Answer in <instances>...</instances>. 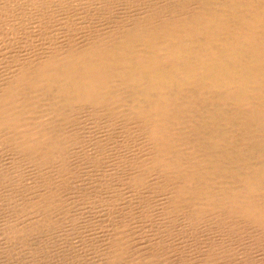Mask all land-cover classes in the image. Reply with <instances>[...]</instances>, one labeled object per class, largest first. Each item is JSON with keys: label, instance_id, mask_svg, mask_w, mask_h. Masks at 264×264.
<instances>
[{"label": "bare ground", "instance_id": "1", "mask_svg": "<svg viewBox=\"0 0 264 264\" xmlns=\"http://www.w3.org/2000/svg\"><path fill=\"white\" fill-rule=\"evenodd\" d=\"M118 1L0 0V251L162 264L136 233L181 220L192 264H264V0Z\"/></svg>", "mask_w": 264, "mask_h": 264}, {"label": "rangeland", "instance_id": "2", "mask_svg": "<svg viewBox=\"0 0 264 264\" xmlns=\"http://www.w3.org/2000/svg\"><path fill=\"white\" fill-rule=\"evenodd\" d=\"M128 1V0H127ZM126 0H119L118 2H117V4L116 5H114L112 8L111 7H108L109 9H108V16L110 17V15H111V17H110V19H113L112 20V22L110 21V19H109V23H108V25L107 24H97V25H101V26H103V27H105V28H107V29H109L110 27H114V26H117V25H121V24H123L124 22H126L127 20H134V19H137V18H140V17H142V14H144L143 13V11H144V9H145V7H146V5L145 4H147V3H145V2H136L135 4L133 3V1H130V2H127ZM165 1V0H164ZM159 2V3H157V5H160V6H163V4L164 3H166V2ZM167 2H172L173 0H166ZM125 3V4H124ZM129 3H131V5H126V4H129ZM140 3H142V4H140ZM160 3H162V5L160 4ZM119 4V5H118ZM118 5V6H117ZM124 5V6H123ZM132 5H133V7H132ZM141 7H140V6ZM132 8H131V7ZM136 6H137V8H136ZM128 7V8H127ZM135 7V8H134ZM114 8H116V9H114ZM123 8H125V9H123ZM142 8H143V10H142ZM123 9V10H122ZM135 9V10H134ZM111 10H113V11H111ZM120 10H122V11H120ZM126 10H128L127 12H126ZM135 12H134V11ZM119 11V12H118ZM138 13H137V12ZM141 11V12H140ZM111 12V13H110ZM126 12V13H125ZM132 12H133V14H132ZM127 13H128V15H127ZM122 14H123V16H122ZM118 15V16H117ZM135 15V16H134ZM131 16L133 17V18H131ZM128 17V18H127ZM114 18H115V20H114ZM117 18V19H116ZM126 20V21H125ZM112 23V24H111ZM112 25H114V26H112ZM1 29L2 28H0V32H1ZM53 31V32H52ZM56 32V31H55ZM54 32V30H52L51 29V31H48L47 32V35H43V42L44 41H46L47 43H49L50 42V40H53V39H55L56 37H57V35H56V33ZM52 33V34H51ZM54 33V34H53ZM50 34V35H49ZM55 35V38L53 37V36ZM51 39H50V38ZM46 38V39H45ZM53 38V39H52ZM45 42V43H46ZM44 45V43H37V42H35V45ZM0 172H1V167H0ZM28 187H29V185H24V186H21L20 187V195H21V199H22V201H26V200H28V198H29V193H28ZM147 193H144V195H146ZM91 198V197H90ZM142 206H143V204H142ZM142 206H141V208L140 209H143L142 208ZM82 207H84V208H86V211L82 208ZM140 207V206H139ZM63 208V211H67L68 209V206L66 205V206H64V207H62ZM87 208H90V209H92L91 207H90V204L88 203V202H79V204L78 203H75L74 204V209L75 210H79L80 211V214L82 215V217H84L85 216V214L87 215V214H89L88 213V210H87ZM146 208V207H145ZM144 208V209H145ZM147 209V208H146ZM146 212L148 213V211L146 210ZM0 216H1V214H0ZM4 216V215H3ZM2 216V217H3ZM2 217H0V221H1V219H2ZM4 218V217H3ZM119 220V219H118ZM118 220H116L115 219V222L114 223H116ZM4 221H1L0 222V225H1V223H3ZM183 225H184V223L181 221V220H178V223H171V225L169 226V227H167V230H165L164 232H162V233H159L158 231H161L162 229L161 228H159V230L157 231V229L154 227V230L152 231L153 232V234L157 237V239H155V238H150L148 235H151L150 233H149V230H151V229H149L148 228V230H147V228L145 227V229L147 230H145V229H143L142 231H140L139 233H136V235L137 236H139V237H141V240H140V242L138 243V245L140 244V247H142L143 249H145V250H149V249H151L155 244L156 245H158V247H160V249H161V252H163V251H165V250H173V252L175 253V257H173L172 256V258H170V260L168 261V262H164V263H162V264H192L193 263V258L191 259V257H193V254H191V253H189V251L192 249L191 248V244L189 243V239L190 240H192L193 238L195 239V237H190L189 235L186 237V236H184V234H185V230H184V228H183ZM1 228H2V226H0ZM63 227L62 226H60V228L59 229H57L56 230V232L55 233H53V234H51L50 236H44L43 237V234H39L38 236H42V237H32V238H30V239H28L27 240V246H28V244H29V248H25V247H23L24 249H26V250H24V249H21L20 248V250H18V249H16V248H12L11 250H10V252H8V254H6V253H3L2 251H0L1 253H0V255H2V256H0V264L2 263V264H4V263H6V264H54V261H55V264H58L59 262V264H66L67 262V264H75V263H73V261H74V255L72 254V252H74V246H75V242H74V240L73 241H71L72 243H70V241L68 240V238H70V237H76V236H69V235H67L66 233H63V232H61L60 230L62 229ZM92 230H94V231H98V229L97 228H94V229H92ZM101 230V229H100ZM0 233H2L1 231H0ZM145 233V234H144ZM187 238H189V239H187ZM0 241H2V238L0 237ZM69 241V242H68ZM66 242H67V246H66ZM143 244H144V246H143ZM66 246V250L70 253V254H68V252H66V250L65 249H63L65 246ZM69 245H72V246H69ZM26 246V247H27ZM191 248V249H190ZM31 249V251H29ZM63 249V250H62ZM69 249V250H68ZM33 251V252H32ZM64 251V252H63ZM27 252V253H26ZM29 252V253H28ZM37 253L36 254V256H37V258H36V256L34 257L35 259L33 260V257L31 256V258L30 257H28V255L30 256L31 254L33 255L34 253ZM64 253V255H63V253ZM88 252H90L91 253V251H88ZM25 253V254H24ZM90 253H87V254H90ZM165 253V252H164ZM189 253V254H188ZM6 254V255H5ZM27 254V255H26ZM59 254H61L60 256H59ZM68 254V255H67ZM72 254V255H71ZM94 255V258L95 257H97L95 254H93ZM4 256V257H3ZM34 256V255H33ZM64 258H63V257ZM70 256H71V258H70ZM6 257L8 258V259H6ZM39 257H40V259H39ZM57 257H62V258H58L57 259ZM67 257V258H66ZM4 258V259H3ZM27 258V259H26ZM70 258V259H69ZM91 258L92 257H86L85 258V262H86V264H95L94 262H93V260L92 261H90L91 260ZM11 259V260H10ZM37 259H39V260H37ZM61 259V260H60ZM68 259V260H67ZM9 260V261H8ZM32 260V261H31ZM58 260H59V262H58ZM63 260V262H61ZM173 261V263H172V261ZM8 261V262H7ZM90 261V262H89ZM53 262V263H52Z\"/></svg>", "mask_w": 264, "mask_h": 264}]
</instances>
